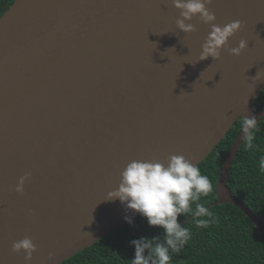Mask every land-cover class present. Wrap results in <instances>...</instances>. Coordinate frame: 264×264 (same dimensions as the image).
Wrapping results in <instances>:
<instances>
[{"label": "water", "instance_id": "95a60500", "mask_svg": "<svg viewBox=\"0 0 264 264\" xmlns=\"http://www.w3.org/2000/svg\"><path fill=\"white\" fill-rule=\"evenodd\" d=\"M208 8L216 24L241 22L227 41L247 42L240 55L199 60L211 26L194 16L195 31L181 32L172 0H14L2 13L0 264H25L11 250L25 236L29 264L62 263L138 214L105 199L128 162L198 165L241 115L262 120L264 80L251 78L264 73V0ZM242 142L240 130L206 207L235 205L264 243L260 217L227 185Z\"/></svg>", "mask_w": 264, "mask_h": 264}, {"label": "clouds", "instance_id": "9594fccd", "mask_svg": "<svg viewBox=\"0 0 264 264\" xmlns=\"http://www.w3.org/2000/svg\"><path fill=\"white\" fill-rule=\"evenodd\" d=\"M211 3L212 0H172V5L180 13L175 22L177 29L183 33L195 31L192 23H186L194 16L211 26L201 45L199 60L209 57L217 60L222 49L229 55H240L248 46L247 42L241 39L236 47H228L227 41L241 28V22L236 20L223 26L214 23L215 14L208 8ZM251 79L255 87L256 82L264 80V73L258 70ZM239 123L245 150L258 151L254 143L259 131L256 116L241 115ZM258 166L260 173L264 174V155H260ZM28 175L26 173L19 178L14 189L17 193L23 192ZM212 191L209 177L183 155L169 156L166 166L157 160L128 162L120 173V183L107 193L105 199H118L127 210L142 216L149 227L161 229L159 235L141 236L129 241L134 248L131 264H171L172 255L179 254L192 235L191 230L180 223L181 215H192L198 228H207L216 222L213 211L199 202ZM124 219L133 225L132 216L125 215ZM11 250L15 253L23 251L25 264H29L36 248L32 239L25 236L14 241ZM52 257L53 254L49 253V259Z\"/></svg>", "mask_w": 264, "mask_h": 264}, {"label": "trees", "instance_id": "16d2710c", "mask_svg": "<svg viewBox=\"0 0 264 264\" xmlns=\"http://www.w3.org/2000/svg\"><path fill=\"white\" fill-rule=\"evenodd\" d=\"M13 1L0 0V16ZM253 106L256 110L264 106V89ZM240 118L197 165L213 184V191L199 201L205 206L216 200L215 185L225 156L240 132ZM258 127L254 141L258 151L245 150L242 142L232 162L227 185L232 194L250 207L264 224V174L260 173L258 166L260 155H264V117ZM209 209L213 211L216 222L207 228L196 227L193 216L179 217L180 223L187 218L182 225L189 228L192 235L181 252L172 255L171 264H264L263 240L258 229L243 211L229 203L214 205ZM133 220V225L124 223L60 264H131L134 248L129 241L161 233V229L149 227L139 214Z\"/></svg>", "mask_w": 264, "mask_h": 264}]
</instances>
